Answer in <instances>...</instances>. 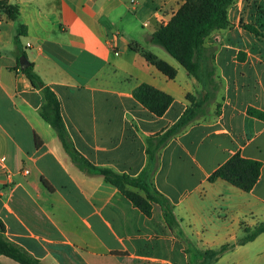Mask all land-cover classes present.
I'll use <instances>...</instances> for the list:
<instances>
[{"label": "crops", "instance_id": "obj_1", "mask_svg": "<svg viewBox=\"0 0 264 264\" xmlns=\"http://www.w3.org/2000/svg\"><path fill=\"white\" fill-rule=\"evenodd\" d=\"M6 1L20 14L12 20L0 8L5 238L43 264H196L185 243L201 253L235 245L210 264H264V233L238 245L246 228L264 223V119L249 114L250 108L264 113V36L242 27L254 25L264 35V0H238L228 13L233 29L208 38L206 52L214 46L212 67L221 83L219 97L210 94L216 112L209 107L160 147L151 176L170 203L172 224L163 209L155 205L146 216L103 176L72 160L40 114L43 93L23 72L17 41L56 94L76 150L96 168L136 179L150 164L148 150L159 147L196 92V78L153 39L182 0ZM254 1L260 11L249 6ZM132 43L176 68L177 77L170 80ZM142 84L173 97L162 117L134 98ZM237 154L262 163L250 192L209 180ZM0 264L21 263L0 255Z\"/></svg>", "mask_w": 264, "mask_h": 264}, {"label": "trees", "instance_id": "obj_2", "mask_svg": "<svg viewBox=\"0 0 264 264\" xmlns=\"http://www.w3.org/2000/svg\"><path fill=\"white\" fill-rule=\"evenodd\" d=\"M238 0H182L178 12L167 22L154 32V42L164 48L183 68H185L192 76L201 80L200 76V58L207 51L205 47L206 40L216 31L233 29V24L230 22L228 13L229 9ZM0 8L3 9L12 20L17 19L20 14L17 6L8 4V1L1 0ZM242 27L254 34L255 36H264L254 25L243 24ZM17 57L20 61L21 57H27L25 52L19 46L18 36ZM131 49L139 52L142 56L161 73L166 75L170 80L177 77V70L166 61L158 58L154 53L140 47L137 43L130 45ZM28 77L33 87L39 89L43 93V104L40 108L41 116L56 130L66 152L72 160L82 169L89 173L98 174L104 177L105 181L114 185L118 190L128 198L132 203L146 216L152 215V203L157 202L162 205L165 215H171L169 201L161 195L154 187V198L149 193L147 201L140 202L137 196L128 189V186L136 183L126 175L118 174L110 169L96 168L87 159H85L74 147L65 127L60 103L56 94L45 85L40 76L36 73L34 64L29 63V66L23 70ZM134 98L157 117H162L174 102L171 95L156 89L155 87L142 84L133 92ZM191 106L183 115V117L162 137L159 145H165L175 135L183 132L191 123H193L199 113H203L204 106L211 100L210 98L196 101L195 97L187 96ZM201 113V114H202ZM249 114L258 118L264 119V113L252 108L249 109ZM38 146L41 145L37 138ZM150 156V164L142 180L147 178L150 166L154 159L152 149L148 150ZM262 163L255 160L242 158L239 154L233 156L209 178L210 182L218 179H223L232 185L246 191H252L260 180ZM141 180V179H140ZM143 182V181H140ZM145 182V181H144ZM145 189L147 185L141 184ZM5 226L0 220V255L10 257L21 264H43L37 259L31 257L28 253L22 250L17 245L9 242L5 236ZM246 237L242 238L238 245H243L256 239L264 233V223H261L255 228L245 229ZM235 245H226L215 251H207L205 253L198 252L200 256H211V262L217 261L226 251L232 249ZM203 262V261H202ZM202 264V263H201Z\"/></svg>", "mask_w": 264, "mask_h": 264}, {"label": "rangeland", "instance_id": "obj_3", "mask_svg": "<svg viewBox=\"0 0 264 264\" xmlns=\"http://www.w3.org/2000/svg\"><path fill=\"white\" fill-rule=\"evenodd\" d=\"M248 1H250V0H248ZM249 6L253 7L256 11H258V10L260 11V6L255 4V1H254L253 4L250 2ZM145 31L148 32V30H145ZM216 32H218V31H216ZM207 46H208V39L206 40V43H205V47H207ZM209 47H211V48H209V53L208 52L203 53L201 55V58H200V63L199 64H200L201 80H198L196 78V80H197L196 92L193 93V94H188L189 96L195 97L196 101L203 100V99L205 100L207 98L211 99V96H210L211 93L213 95L212 98H214V96H215V98L217 99L219 97L218 96L219 92L221 91V83H220V81L217 78V72L212 67V59H213L214 49L215 48H214V46H210V45H209ZM161 50H164V49H161ZM164 52H165V54H169V53H166L167 51H165V50H164ZM211 78H213V79H211ZM210 79L212 80L211 83H213V88H212V92L207 94V92L209 91V85H210L209 84L210 83L209 80ZM214 100L215 99H213V101ZM211 101H212V99L204 106V108L202 110L203 112L206 109H208L209 107L211 109L212 106H213L212 107V111L216 112L215 111V105ZM190 106H191V104H190ZM201 113H199V115L197 116L196 120L203 119ZM158 146L159 147L153 148L154 159L152 161V166H151V168L149 170V173L147 174V178H145V180H142V177L136 178V179L131 178L136 183H134L131 186H128V189L131 190L137 196V198H138V200H140V202L147 201L148 189H149V193L151 195H153L154 198H158V196L155 195V192H154V183H153V178L151 176V174L154 171V167L156 165L157 159H158L159 150H160L161 145H158ZM140 181H143V182H140ZM144 183L147 185V189H145L141 185V184H144ZM155 205L158 207L159 210L162 211V209H163L162 205L160 203H157V202H153L152 203V210H153ZM170 209H171L170 211L172 212L171 206H170ZM165 214L166 213L163 212V215H164L165 219L168 220V222H170V224H172V222H175L174 219H172V217L174 218L173 214L168 215V217ZM260 224H257L255 227L259 226ZM255 227H253V228H255ZM244 237H246V233H245ZM185 250H186V253L189 252V253L193 254L194 256H196V264H200V263H202V264H210L211 263V260H212L211 256H207V257L200 256L198 254V252H196V248L194 246H190L189 244L185 243Z\"/></svg>", "mask_w": 264, "mask_h": 264}, {"label": "water", "instance_id": "obj_4", "mask_svg": "<svg viewBox=\"0 0 264 264\" xmlns=\"http://www.w3.org/2000/svg\"><path fill=\"white\" fill-rule=\"evenodd\" d=\"M20 62L23 69L29 66V61L26 57H22Z\"/></svg>", "mask_w": 264, "mask_h": 264}, {"label": "built area", "instance_id": "obj_5", "mask_svg": "<svg viewBox=\"0 0 264 264\" xmlns=\"http://www.w3.org/2000/svg\"><path fill=\"white\" fill-rule=\"evenodd\" d=\"M165 24H166V23H165ZM163 25H164V24H163ZM43 43H44L43 40H38V42H37V44H38L39 46L43 45ZM26 46H27V48H30V47H32V43H27ZM3 160H4V159H3Z\"/></svg>", "mask_w": 264, "mask_h": 264}]
</instances>
